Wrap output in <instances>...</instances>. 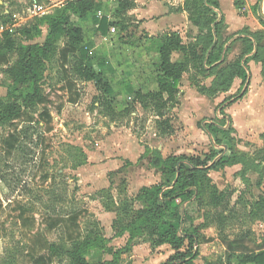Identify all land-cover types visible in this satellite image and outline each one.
<instances>
[{
	"label": "rangeland",
	"instance_id": "rangeland-1",
	"mask_svg": "<svg viewBox=\"0 0 264 264\" xmlns=\"http://www.w3.org/2000/svg\"><path fill=\"white\" fill-rule=\"evenodd\" d=\"M8 1L12 5V16H4L6 13L0 10V27L10 26L11 23L16 27L31 26L42 16L34 13L36 5L51 7L56 2ZM107 1L104 4L108 9L113 8ZM259 11L257 3L253 8L244 5L237 13L245 20V27L249 30L264 32ZM7 19L9 22H6ZM133 19L131 17L129 21L127 36L133 33L135 38L148 37V33L138 29ZM226 25L221 33V42L234 32L226 31ZM85 29L86 39L98 45L93 50L99 56L103 55L100 47L102 40L97 37V41L92 39L94 31L91 25L85 26ZM198 31L190 23L184 30V36H195ZM34 41L42 42L43 38L38 35ZM261 44L264 46V38ZM64 48L65 43L61 41L58 50L46 62L42 72L43 102L36 111H24L0 128V256L14 251L15 264H33L28 251L37 230L49 240L59 239L62 230L51 227L50 216L53 214L47 207L48 203L77 208L80 231L85 234L88 223L98 220L96 210L101 202L92 197L98 190L110 186L115 189L125 181L127 194L134 196L142 186L161 181L163 177L160 171L149 167L147 158L140 160L147 145L159 148L165 157L172 153L209 152L213 141L205 123L213 118L222 122L223 113L217 109L218 104L226 97L237 94L240 88V84L233 85L230 91L215 98L201 96L193 86L191 90H181L180 105L171 112L174 131L163 135L156 127L155 118L139 105H136L130 120L113 121L100 114L95 103L99 93L95 84L74 79L65 71ZM235 48L233 43L227 62L234 60L232 50ZM126 51L132 52L131 49ZM128 52L126 56L132 59V53ZM115 59L117 69L111 71L115 66L110 65L107 77L115 89L114 106L122 110L132 100L134 89L142 86L137 80L140 78V68L136 69L124 58ZM259 64L255 61L249 63L252 90L248 87L241 99L223 109L229 118L225 122L226 127L236 130L233 133L236 136L233 152L246 155L250 159V168L245 170L239 164L211 170L203 195L188 207L191 219L181 224V228L199 235L196 248L200 254L195 264H223L230 251H257L264 248V207L261 201L264 198V75L260 73ZM4 66L0 64V97H6L8 85L13 88L12 82L2 71ZM142 68L144 70L146 66ZM151 73L150 68L145 69L143 74H148V78L143 87L151 89L150 82L155 77ZM184 83L183 86L188 85L189 80L185 79ZM24 91L22 87L18 90ZM29 121L40 122L38 132L42 135L38 137L37 134L28 140L25 152L16 150L12 155L7 154L9 136ZM49 126L52 129L47 131ZM49 187L57 188V192L62 195L59 200L62 201L52 199L51 194H47ZM38 196H43V199ZM213 200L219 204L214 205ZM22 211L25 216L36 219L33 230H25L20 225L18 215ZM146 248L150 258L154 259L152 262L166 259L173 252L169 245L150 250L148 244ZM43 253L38 250L37 256L46 255ZM102 258L103 255L95 254L92 261ZM130 261L133 264L131 257Z\"/></svg>",
	"mask_w": 264,
	"mask_h": 264
},
{
	"label": "trees",
	"instance_id": "trees-1",
	"mask_svg": "<svg viewBox=\"0 0 264 264\" xmlns=\"http://www.w3.org/2000/svg\"><path fill=\"white\" fill-rule=\"evenodd\" d=\"M103 1L65 0L60 6L40 16L31 26L16 27L11 23L0 32V64L6 65L2 71L13 85V88L8 85L6 97H0V128L24 111L35 112L43 102L42 72L61 41L65 43L62 53L67 67L65 71L74 79L95 84L99 92L95 103L100 114L113 121L130 120L136 105H139L155 118L156 127L163 135L174 131L171 112L180 105L184 75L188 74L190 84L199 94L209 98L230 91L236 78H240L242 83L237 94L226 97L218 104L217 109L223 113L222 122L213 118L205 123L213 141L209 152L172 153L165 157L158 148L147 145L140 160L147 158L149 167L160 171L163 177L161 181L142 186L134 196L127 194L125 181L116 190L110 186L98 190L92 196L100 200L106 211L115 213L113 237L128 233L125 245L116 249L109 246L111 239L106 237L99 220L88 223L85 234L81 233L77 208L48 203L52 216L56 217L50 216L51 227L62 230L61 235L58 240H49L37 230L32 236L28 253L33 264H132V248L136 242L143 240L149 243L151 249L169 245L173 250L166 259H159L152 264H194L200 254L196 248L199 235L181 228L182 223L191 219L188 207L203 195L211 170L239 164L245 170L250 168V159L246 155L233 152V140L236 138L233 133L236 130L226 127L225 122L229 118L223 109L247 93L251 61L260 63L264 75V46L261 44L264 32L244 27L221 42L226 19L216 11L219 0H185L182 9L189 13L191 23L199 30L198 34L186 41L177 31H166L152 37V48H155L158 56L154 70L157 86L155 89L143 86L135 88L132 100L125 108L117 110L114 106L115 89L107 77L106 59L93 50L94 43L86 39L80 22L92 19L97 24L96 32L103 36L113 28L118 29L120 41L134 46L142 44L145 38H135L133 33L127 36L131 21L129 11L136 7L135 0H116L112 20L107 16H98V12L106 6ZM5 15L11 17L12 11L9 10ZM259 19L264 27V19ZM38 35L42 36V42L34 41ZM237 41L242 42V52L233 61L227 62L232 44ZM174 52L180 53L179 59H173ZM210 77L211 84H205L204 81ZM21 87L24 92H18ZM39 128V121H29L16 129L7 140V154L12 155L16 150L25 152L27 141L37 134L38 137L42 135L38 132ZM51 129V126L47 127V131ZM47 194H51L52 199H62L56 187H49ZM38 197L43 199V196ZM261 201L264 207V198ZM213 204L219 203L213 200ZM18 218L25 230H33L36 224L33 216H25L22 211ZM38 250L46 255L37 256ZM105 253L110 254L111 259L92 261L95 254L102 256ZM0 264H15V252L9 251L7 255L0 256ZM223 264H264V248L257 251H230Z\"/></svg>",
	"mask_w": 264,
	"mask_h": 264
},
{
	"label": "crops",
	"instance_id": "crops-1",
	"mask_svg": "<svg viewBox=\"0 0 264 264\" xmlns=\"http://www.w3.org/2000/svg\"><path fill=\"white\" fill-rule=\"evenodd\" d=\"M55 1L56 2L53 6L51 7L48 6L50 10L63 4L65 0H55ZM106 1L107 0H105L104 2ZM108 1L110 2V5L113 6V8L108 9V7L105 6V8L102 11L98 12V16L99 17L107 16L110 20H112L113 12L116 7L117 1L116 0H108ZM184 1L185 0H135L136 7L132 9L131 11H129V15L131 17H134L133 22H135L138 25V29H140L142 32L145 30L149 35L143 40L142 44H140L139 46L126 44L120 41L118 29L111 30L107 35H104V36L98 34L96 32L97 24L94 23L92 19L83 20L80 22V25L84 28L85 31H86L85 26L91 25L94 31L93 36H91L92 39H94V41H97L95 40L97 37L102 40L101 42L102 45L100 47L102 48V51H103L102 56L106 59V62L108 64V67H107L108 70L111 69L110 65L111 66L113 65L112 67L115 66L114 69H111V71H114L117 69L116 68L117 63L114 64L115 62H117L115 57L124 58L125 62L131 63V65H134L136 69L140 68L139 70L140 78H138L137 80L139 84L143 86L145 84V80H147L148 78V74H143L145 69L150 68L151 71L153 72L150 75L153 74L156 77L154 70H155V63L158 60V56H157V53L155 52V48H152L151 38L157 37L159 34H162L169 30L179 32L185 41L188 40L189 38L187 36H184V30L191 23L189 19V13L186 10L182 9L184 5ZM239 2H240V7L238 6ZM219 3H220L219 8H216V11H218L219 14H222L225 16L226 24H227L225 27V30L228 32L233 30L234 31L232 33L233 35L236 32H239L240 30H242L247 25L245 20H243V18L237 13V10H241V7H243L244 5H246L248 8H253L255 5H257V3H259V0H219ZM2 9L4 13H8L9 10L12 9V5H10V2L8 0H0V10ZM93 43L95 44V42ZM235 45H236V48L232 50V53H234V59L242 52V49H243V45L241 41L235 42ZM94 48L97 49L98 45H94ZM126 49H131L132 52H128L126 51ZM126 52L132 53L131 55L132 59L126 56ZM175 55L177 56V58H174ZM180 56L181 55L179 52L173 53V59H179ZM230 60L233 61V59H230ZM143 66H146L144 70H142ZM259 66L261 65L259 64ZM259 70H260V67H259ZM123 76L124 75H122V77ZM155 77L150 82L152 84V86L150 87L151 89H155L157 86ZM185 79L189 80L188 74L184 75L182 84L184 83ZM211 81H212V78L210 77V78H207L204 81V83L207 85H210ZM241 83H242L241 79L236 78L234 80L233 85L240 84L241 86ZM250 85H251V79L249 82V87ZM182 87H183L181 89L182 91L185 89L191 90L193 88L192 85L190 84V81L188 85L186 86L182 85ZM250 90H252L251 87H250ZM200 95L205 96L202 94ZM205 97H208V96H205ZM182 109H184V107H182ZM153 148H157V147H153ZM234 166H238V165H234ZM103 188H107V187H103ZM96 216L98 217V220L100 221L102 227L104 228L106 237L111 239V241L109 242V246L112 247L113 245H118V247L116 248H119L126 244L129 238L128 233H125L123 236L113 237L114 230H113L112 225H113V220L115 218V213L106 211L101 204L99 205V209L96 210ZM51 217L56 218L55 216H52V215ZM148 244H149L148 242H145L143 240H139L138 242H136V244L132 248V254H131L133 264H151L152 263V258H150V254H149L150 252L146 248V245ZM149 249L151 250L150 245H149ZM139 252H141L140 255L138 254ZM104 255H107L108 257L105 258ZM104 255L102 259H111L112 257L110 254H107V253H105Z\"/></svg>",
	"mask_w": 264,
	"mask_h": 264
},
{
	"label": "built area",
	"instance_id": "built-area-1",
	"mask_svg": "<svg viewBox=\"0 0 264 264\" xmlns=\"http://www.w3.org/2000/svg\"><path fill=\"white\" fill-rule=\"evenodd\" d=\"M50 11V8L46 5H36L35 9H34V13H36L37 15H45L47 13H49ZM5 29V26L4 25H1L0 27V32L2 30ZM112 30H115V28H113Z\"/></svg>",
	"mask_w": 264,
	"mask_h": 264
},
{
	"label": "water",
	"instance_id": "water-1",
	"mask_svg": "<svg viewBox=\"0 0 264 264\" xmlns=\"http://www.w3.org/2000/svg\"><path fill=\"white\" fill-rule=\"evenodd\" d=\"M259 7H260L259 15L261 18L264 19V0H259Z\"/></svg>",
	"mask_w": 264,
	"mask_h": 264
}]
</instances>
